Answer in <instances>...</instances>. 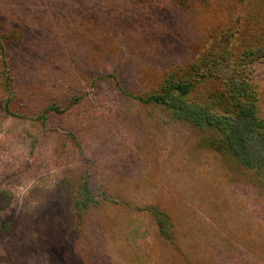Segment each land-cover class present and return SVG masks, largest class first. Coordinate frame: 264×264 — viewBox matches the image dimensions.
I'll return each instance as SVG.
<instances>
[{"label": "rangeland", "instance_id": "rangeland-1", "mask_svg": "<svg viewBox=\"0 0 264 264\" xmlns=\"http://www.w3.org/2000/svg\"><path fill=\"white\" fill-rule=\"evenodd\" d=\"M0 36V264H264L263 173L139 98L261 43L264 0H0Z\"/></svg>", "mask_w": 264, "mask_h": 264}, {"label": "trees", "instance_id": "trees-1", "mask_svg": "<svg viewBox=\"0 0 264 264\" xmlns=\"http://www.w3.org/2000/svg\"><path fill=\"white\" fill-rule=\"evenodd\" d=\"M0 47L5 86L11 89L10 67L4 55L1 36ZM226 58L225 53L223 59L217 60L213 57L212 63L206 62L200 67L193 65L192 69L197 71L196 77L179 80L168 78L163 90L139 98L146 103L167 106L175 119L187 120L199 126H211L221 131L227 149L244 164L260 170L264 175V119L259 116L257 93L250 79L251 64L264 58V40L258 44L247 45L234 61ZM222 62L226 63L227 67L223 66ZM206 77L219 78L224 89L210 96L206 103L188 100L187 96L195 87V81ZM11 100L12 98H9L5 103V109L9 112ZM86 200L88 204L87 197ZM7 228L5 224L3 229Z\"/></svg>", "mask_w": 264, "mask_h": 264}]
</instances>
